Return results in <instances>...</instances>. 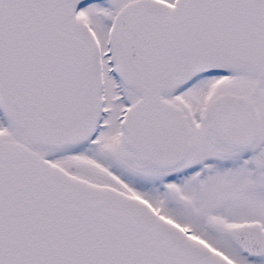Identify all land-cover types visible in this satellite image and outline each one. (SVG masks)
Returning <instances> with one entry per match:
<instances>
[{"label":"snow or ice","instance_id":"6c2138e0","mask_svg":"<svg viewBox=\"0 0 264 264\" xmlns=\"http://www.w3.org/2000/svg\"><path fill=\"white\" fill-rule=\"evenodd\" d=\"M0 264H264V0H0Z\"/></svg>","mask_w":264,"mask_h":264}]
</instances>
